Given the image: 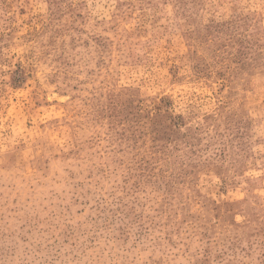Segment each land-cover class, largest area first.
<instances>
[{
  "label": "rangeland",
  "instance_id": "1",
  "mask_svg": "<svg viewBox=\"0 0 264 264\" xmlns=\"http://www.w3.org/2000/svg\"><path fill=\"white\" fill-rule=\"evenodd\" d=\"M0 264H264V0H0Z\"/></svg>",
  "mask_w": 264,
  "mask_h": 264
}]
</instances>
